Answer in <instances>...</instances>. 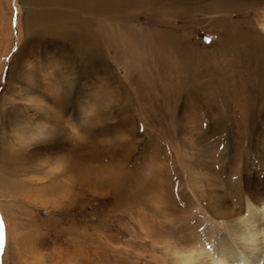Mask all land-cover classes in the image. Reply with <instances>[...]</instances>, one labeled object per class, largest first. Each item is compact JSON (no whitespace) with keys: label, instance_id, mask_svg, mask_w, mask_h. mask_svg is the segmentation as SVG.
I'll list each match as a JSON object with an SVG mask.
<instances>
[{"label":"rangeland","instance_id":"rangeland-1","mask_svg":"<svg viewBox=\"0 0 264 264\" xmlns=\"http://www.w3.org/2000/svg\"><path fill=\"white\" fill-rule=\"evenodd\" d=\"M69 5L63 30L0 0V264H236L218 243L264 200V0Z\"/></svg>","mask_w":264,"mask_h":264},{"label":"bare ground","instance_id":"bare-ground-1","mask_svg":"<svg viewBox=\"0 0 264 264\" xmlns=\"http://www.w3.org/2000/svg\"><path fill=\"white\" fill-rule=\"evenodd\" d=\"M22 1H25V0H22ZM27 1L31 2L35 6H40L41 5L42 8L44 7V10L47 7H49L50 5H53L54 8H55V10H53V11L49 10V12H47V11L46 12H42V13H40L38 15H36L35 13H30V19L31 20L36 19L37 22H39V23H44V22H46V23L50 22L51 23L52 22V23H56V26L63 27V28L65 26V22L66 21H64L62 19L61 10L59 8V6H62V5L70 4L69 6H76L77 8H81L83 10H90V11L92 9L96 8L99 11H101V13H103V15H106V16H109V15L113 16L118 11V9H117V7L115 5V0H27ZM128 2L130 3L131 0H128ZM67 15H66V17H67ZM63 30H65V28ZM100 30H102V29H100ZM102 32H104V31H102ZM167 35L169 36V34H167ZM63 36H65V35H63ZM96 36H97V34H96ZM100 37L106 43L105 44L106 48L104 49L105 50L104 52H106V51L108 52V50H110L109 49V42H110L109 35L108 36L106 35L105 39L102 36H100ZM111 38H113V37H111ZM255 38H257V37H255ZM97 40H98V37H97ZM170 43H171V46H173L172 42H170ZM125 44H126V42H125ZM92 46H94V45H92ZM187 47H188V45H187ZM110 48H112V47H110ZM175 50H177V48ZM102 51H103V49H102ZM162 52H163V49H162ZM175 53H176V51H175ZM183 54H185V53H183ZM161 61H163V60L161 59ZM184 65H185V63H184ZM256 203H257L258 206L253 207V209H251L249 211L247 217L238 216V214L235 213V212H233V213H235L233 216H230L231 222H230V226L228 227V232L230 233L231 236L236 238L237 243H235L233 245H229L228 243H226L224 241L218 243L219 244V252L222 254V256L224 258H226V259L234 260V262L236 264L237 263H239V264L240 263H242V264H264V246H263L264 245V241H262L264 239V237H263V235H264V215H263V212H264V206H263L264 200L263 199L257 200ZM216 213H218V215H221V216L222 215H226V216L227 215H231L228 212H221V211H218Z\"/></svg>","mask_w":264,"mask_h":264}]
</instances>
